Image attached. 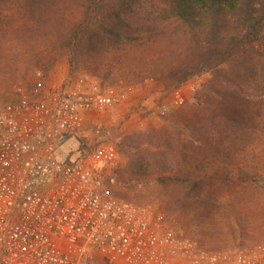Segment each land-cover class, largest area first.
Segmentation results:
<instances>
[{"label":"built area","instance_id":"1","mask_svg":"<svg viewBox=\"0 0 264 264\" xmlns=\"http://www.w3.org/2000/svg\"><path fill=\"white\" fill-rule=\"evenodd\" d=\"M34 78L29 94L0 109V264H168L187 253L165 213L111 190L117 153L104 125L66 150L88 113L116 100L88 92L83 79L46 86L42 71ZM205 264H264V245Z\"/></svg>","mask_w":264,"mask_h":264},{"label":"trees","instance_id":"2","mask_svg":"<svg viewBox=\"0 0 264 264\" xmlns=\"http://www.w3.org/2000/svg\"><path fill=\"white\" fill-rule=\"evenodd\" d=\"M7 4L15 5L16 19L3 17L1 7ZM5 38L17 46L12 57L24 64L0 67L5 90L16 91L32 64L49 72L60 57L58 49H67L71 68L83 60L95 74L108 76L118 66L119 74L154 80L170 92L230 62L249 68L250 61L251 71L264 63V0H0L2 44ZM47 46L52 50H44ZM7 54H0V61L10 58ZM224 80L209 89L218 99L198 95L193 105L178 108L159 130L162 144L157 133L148 145L189 154L191 141L209 146L205 120L225 128L228 138L258 127L254 116L264 115L250 103L264 106V95L247 93L237 79ZM195 159L201 166L189 170L201 172L198 182H203L209 159L201 154ZM192 180L186 182L196 183Z\"/></svg>","mask_w":264,"mask_h":264},{"label":"rangeland","instance_id":"3","mask_svg":"<svg viewBox=\"0 0 264 264\" xmlns=\"http://www.w3.org/2000/svg\"><path fill=\"white\" fill-rule=\"evenodd\" d=\"M56 6L62 7L60 4ZM1 8L5 19H16L15 5L7 4ZM3 42L0 54L8 51L4 57L10 58L0 61V67L14 68L15 64H20L21 69L24 64L15 61L12 55L16 52H11L17 46H11L14 43L6 38ZM49 47L43 49L52 50ZM58 52L60 57L49 72L32 64L29 72L21 74L16 91L0 86V109L19 95L33 90L36 71L44 73L46 86H52L48 83L55 70L66 73L62 82L83 79L88 92L112 97L116 102L103 110L89 112L84 133L80 134V139H72L66 150L77 146L81 139L90 138L97 122L110 131L117 161L109 171L108 180L115 196L165 213L174 232L190 245L187 253L169 259L168 264H205L208 257L215 254L238 248L254 250L264 245V118L254 116L253 125L258 127L236 130L230 138L225 128L205 120L207 128L204 131L209 146L203 148L191 141L189 154L179 150L164 151L162 146L159 150L148 145L151 139L157 138V133L162 144L163 134L159 130L178 108L193 105L198 95L202 99L211 96L218 99L209 89L222 84L226 77L233 81L237 79L247 93L264 95V63L251 71L253 63L250 61L246 62L249 68L230 62L215 73L196 76L179 89L169 92L154 80L132 79L119 74L116 71L118 66H114L108 76L95 74L89 68L90 64L83 60L78 68H71L69 51L58 49ZM145 89L161 94L159 107L149 110L137 100L132 102L133 97H140ZM250 105L253 109L261 108L257 111L264 115V106L258 102ZM187 133L192 132L189 130ZM154 143L158 144L157 141ZM198 154L209 159L208 176L203 182H198L202 179L201 172L195 174L189 170L190 166L198 164L195 159ZM188 177L194 179L192 182L196 181L193 182L195 185L186 182ZM88 264L107 263L94 257Z\"/></svg>","mask_w":264,"mask_h":264},{"label":"crops","instance_id":"4","mask_svg":"<svg viewBox=\"0 0 264 264\" xmlns=\"http://www.w3.org/2000/svg\"><path fill=\"white\" fill-rule=\"evenodd\" d=\"M65 76H66L65 72L55 70L53 72V76H51L48 84H51L52 86L59 85L60 83H62V80L64 79ZM159 86H160V84H159ZM136 100L138 102L142 103L143 106L148 107L149 110H152L154 108V106L159 107L160 100H161V94L155 93L149 89H145V93L141 94L140 97L138 95L133 97L132 102H135ZM124 108H127V107L124 106ZM126 111H127V109H126ZM107 119L108 118L105 117V120H107Z\"/></svg>","mask_w":264,"mask_h":264}]
</instances>
